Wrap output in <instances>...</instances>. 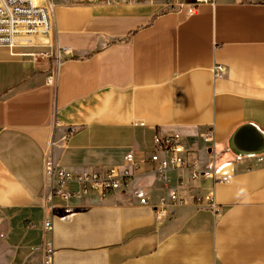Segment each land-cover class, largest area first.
<instances>
[{
    "label": "crops",
    "instance_id": "obj_1",
    "mask_svg": "<svg viewBox=\"0 0 264 264\" xmlns=\"http://www.w3.org/2000/svg\"><path fill=\"white\" fill-rule=\"evenodd\" d=\"M195 3L61 0L40 41L70 51L58 65L36 56L41 45L0 46V264H44L45 240L52 264H264V154L230 146L244 125L264 131V0L189 14ZM174 133L203 171L231 181L189 183L162 221L168 188L148 163L107 197L46 202L51 141L57 164L77 173L120 168L129 152L144 161L156 135ZM209 194L217 213L196 201Z\"/></svg>",
    "mask_w": 264,
    "mask_h": 264
},
{
    "label": "built area",
    "instance_id": "obj_2",
    "mask_svg": "<svg viewBox=\"0 0 264 264\" xmlns=\"http://www.w3.org/2000/svg\"><path fill=\"white\" fill-rule=\"evenodd\" d=\"M220 0H196L189 7L188 13L194 14L199 4L216 3ZM56 3L53 0H0V46H37L39 40L48 38L53 30V19L56 11ZM178 8L183 9L181 4ZM68 49H58L54 55L55 64L62 61V55H68ZM35 57V55H33ZM39 58H49L47 53H39ZM223 67H216L217 75L223 72ZM48 84L53 83V75L47 79ZM75 133V129L69 130L63 138L66 142ZM210 134L205 138L208 140ZM54 143L51 141L47 147L45 161V187L46 202L53 204L56 198L64 202L80 199L91 193H97L101 197H107L122 189L131 181L139 171L141 164L151 165L156 177L166 184L168 196L160 199L156 217L164 220L169 209L175 205H184L189 193V183L200 180H212L221 183H229L231 175L220 176L216 171H203L199 161L194 157L193 151L187 149L182 142V136L178 133L172 135H156L154 146L148 158L139 161L134 152L125 156V164L122 167H113L106 171L85 169L80 172H72L57 164L53 156ZM172 173L179 175L177 185L171 187ZM75 187V188H72ZM198 205L206 206L214 213L218 212L213 194L197 196ZM149 200L141 198L140 203L147 205ZM33 227V226H31ZM46 231L51 230L50 222L44 224ZM44 264H52L55 250L51 241L44 242Z\"/></svg>",
    "mask_w": 264,
    "mask_h": 264
},
{
    "label": "water",
    "instance_id": "obj_3",
    "mask_svg": "<svg viewBox=\"0 0 264 264\" xmlns=\"http://www.w3.org/2000/svg\"><path fill=\"white\" fill-rule=\"evenodd\" d=\"M231 150L239 156L253 157L264 154V131L248 124L240 127L230 140Z\"/></svg>",
    "mask_w": 264,
    "mask_h": 264
},
{
    "label": "rangeland",
    "instance_id": "obj_4",
    "mask_svg": "<svg viewBox=\"0 0 264 264\" xmlns=\"http://www.w3.org/2000/svg\"><path fill=\"white\" fill-rule=\"evenodd\" d=\"M53 1L57 5L58 4V1H61V0H53ZM176 8H178V7H175V6L172 7V9H176ZM40 41H43V40H39V42H37L38 45H41ZM41 46L44 47V49H42V52L41 53H47L48 56H49V58H46V60H51L52 62H55L54 55H55L56 51H55V48L53 47V45L52 46L51 45H46L47 46L46 47L45 45L42 44ZM39 59H43V58H39Z\"/></svg>",
    "mask_w": 264,
    "mask_h": 264
}]
</instances>
